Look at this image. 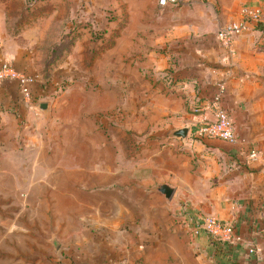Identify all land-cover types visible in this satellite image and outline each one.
<instances>
[{"label": "crops", "instance_id": "crops-1", "mask_svg": "<svg viewBox=\"0 0 264 264\" xmlns=\"http://www.w3.org/2000/svg\"><path fill=\"white\" fill-rule=\"evenodd\" d=\"M83 1L89 7L91 3L102 7L113 2ZM80 2L32 0L28 7L26 0H0L3 54L19 70L35 77L28 95L14 80L0 81V119L10 124L18 119L39 120L38 131L25 138L34 139L39 132L43 140L47 130L41 124L51 119L55 106L69 102L38 95L67 74L74 51H80V59L92 56L88 46L77 50L80 34L66 35L68 25L76 21L73 15ZM247 5L261 7L264 13V0H178L167 4L118 0V9L129 10L128 20L118 31V45L132 58L131 88L148 84L162 98L153 100L158 112L148 121L153 125L147 133L150 141L122 168L130 172V185L118 186V209L108 212L105 225H99L100 230L95 229L89 241L71 248L73 256L67 264H264V25L236 35L231 49L215 34L220 25L239 18L241 8ZM127 41H161L164 48L148 46L138 55L134 46L125 48ZM56 42H63L62 59L53 63L44 78L45 59ZM106 49L98 48L96 57ZM120 75L122 88L128 84L123 83L128 76L123 71ZM218 80L226 84L221 103L236 130L234 143L191 136L192 126L200 119L212 118L211 95ZM189 96L197 97L187 100ZM43 101L48 103L47 111L37 107ZM193 101L198 110L191 113L186 107ZM175 112L181 116H174ZM9 126L0 124L4 134ZM180 126L189 128L185 139L169 134ZM75 148L78 150L67 152L82 155L84 150ZM251 149L254 156H250ZM39 153L34 161L20 162V167L88 168L81 157L64 164L63 160H45ZM161 182L174 185L170 198L154 188ZM209 214L232 225L229 239H215L205 232L194 234L190 219Z\"/></svg>", "mask_w": 264, "mask_h": 264}, {"label": "rangeland", "instance_id": "rangeland-1", "mask_svg": "<svg viewBox=\"0 0 264 264\" xmlns=\"http://www.w3.org/2000/svg\"><path fill=\"white\" fill-rule=\"evenodd\" d=\"M112 1L89 7L82 0L73 15L76 21L68 25L70 33L81 35L77 50L85 45L93 54L107 40L114 44L96 57L97 50L90 59H80V51H74L67 74L38 95L45 100H69L55 106L51 119L41 124L46 137L41 140L38 132L37 139L25 138L38 131L36 118L18 119L14 124L0 119V124L11 128L5 134L0 128V264L71 262V248L89 241L92 232L105 225L108 212L118 209V186L130 185V172L122 168L151 139L147 133L153 125L148 121L158 112L153 100L162 97L148 84L131 88L132 58L118 45V31L128 20L129 10L118 9V0ZM133 42L124 46L127 50L134 46L138 55L148 46L164 48L161 41ZM122 71L128 76L123 83L128 84L121 88ZM187 108L191 113L198 110L194 101ZM174 116L181 115L175 112ZM75 146L84 150L82 155L67 152L78 150ZM38 153L64 164L81 157L88 168L20 167V162L36 160ZM71 177L76 180L68 182Z\"/></svg>", "mask_w": 264, "mask_h": 264}, {"label": "built area", "instance_id": "built-area-1", "mask_svg": "<svg viewBox=\"0 0 264 264\" xmlns=\"http://www.w3.org/2000/svg\"><path fill=\"white\" fill-rule=\"evenodd\" d=\"M160 4L176 3L178 0H158ZM264 22V13L261 7L244 6L241 15L237 19H231L220 25L216 30V37L228 49H231L233 38L248 31L253 25ZM4 79L14 80L18 83L23 94H30L29 85L35 81L31 74L19 70L12 61L3 54V42L0 39V81ZM215 91L211 95L210 108L212 118L203 117L191 129V136L196 139L219 138L230 143L237 140V134L233 121L228 111L222 105V98L226 91L223 80L215 82ZM256 154L254 149L250 150V156ZM194 234L205 232L215 239H229L233 227L231 224L218 219L214 215L195 216L190 219ZM253 251V248L249 249Z\"/></svg>", "mask_w": 264, "mask_h": 264}, {"label": "trees", "instance_id": "trees-1", "mask_svg": "<svg viewBox=\"0 0 264 264\" xmlns=\"http://www.w3.org/2000/svg\"><path fill=\"white\" fill-rule=\"evenodd\" d=\"M30 1L29 0H26V6H30ZM259 25H264V22H260V23H258V24H256V25H253V26H255V27H257V26H259ZM70 33V29H68V31L66 32V35L67 34H69ZM117 35V34H116ZM113 41L112 40H110V41H106L105 43H102L101 45H103V46H101V47H106V48H108V47H110V46H112L113 45ZM52 52L48 55V57H46V62L44 63V70L41 72L42 73V76L44 77V78H48V76H49V69L54 65L53 63H56L57 61H60L61 59H62V56H61V50L60 49H62L63 48V42H56V43H54L53 45H52ZM96 52V50H93V54ZM92 54V58H93V55Z\"/></svg>", "mask_w": 264, "mask_h": 264}, {"label": "water", "instance_id": "water-1", "mask_svg": "<svg viewBox=\"0 0 264 264\" xmlns=\"http://www.w3.org/2000/svg\"><path fill=\"white\" fill-rule=\"evenodd\" d=\"M37 107L42 111H47L48 103L46 101L40 102ZM188 129L189 128L187 126H180V127L172 128L169 131V134L179 136L182 139H185L187 136ZM154 188L158 192L162 193L166 198H170L173 194L175 187L173 184L169 182H161V183H156L154 185Z\"/></svg>", "mask_w": 264, "mask_h": 264}]
</instances>
